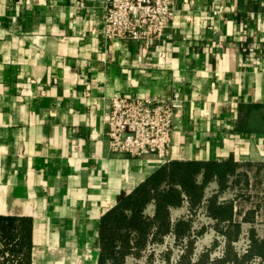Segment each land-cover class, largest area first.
I'll return each mask as SVG.
<instances>
[{"label":"crops","instance_id":"obj_1","mask_svg":"<svg viewBox=\"0 0 264 264\" xmlns=\"http://www.w3.org/2000/svg\"><path fill=\"white\" fill-rule=\"evenodd\" d=\"M103 6L0 0V218L25 237L28 264H99L102 217L165 164L109 149L104 117L115 94L179 91L185 110L170 160L234 163L197 199L162 182L182 200L167 204L161 224L151 197L141 210L145 226L114 231L120 264L138 256L152 228L157 238L185 234V215L204 195L206 209L211 200L229 203L228 238L243 227L256 234L257 224L264 228V0H176L170 25L147 46L105 40ZM202 181L199 172L194 182ZM122 211L131 215L128 205ZM226 259L242 264L230 249ZM206 261L203 254L198 264Z\"/></svg>","mask_w":264,"mask_h":264},{"label":"built area","instance_id":"obj_2","mask_svg":"<svg viewBox=\"0 0 264 264\" xmlns=\"http://www.w3.org/2000/svg\"><path fill=\"white\" fill-rule=\"evenodd\" d=\"M176 0H104L101 12L103 38H126L145 46L160 38L174 16ZM185 104L181 93L171 95L127 97L113 95L105 113L106 139L109 149L119 155L170 161L172 133L177 126ZM208 195H204L194 211H188V231L177 235L173 229L158 238L152 228L145 246L138 256L127 255L123 264H180L189 252V264H198L200 256L208 252L206 264H213L225 255L230 245L238 258L249 253L251 235L248 227L240 229L236 239L229 240L225 234L228 220L213 218L206 209ZM225 196L218 197L220 202ZM207 233L212 236L207 243ZM259 235V234H258ZM18 240V237L16 238ZM15 242V240H14ZM17 242V241H16ZM130 256L129 258H127ZM263 264L254 255L245 264ZM0 264H24V254L13 248V242L0 236ZM224 264H234L226 261Z\"/></svg>","mask_w":264,"mask_h":264},{"label":"trees","instance_id":"obj_3","mask_svg":"<svg viewBox=\"0 0 264 264\" xmlns=\"http://www.w3.org/2000/svg\"><path fill=\"white\" fill-rule=\"evenodd\" d=\"M234 170V163L230 161H180V160H170L165 162L158 170L151 174L141 185H139L132 194L120 196V201L116 208L107 212L101 220L100 231H101V242H102V254L99 258V264H104L105 259L108 258L114 264L119 263V257L122 256V242L120 247H117V244L113 241L115 240V232L119 231L121 228L126 227H143L145 222L141 216V210L143 205L151 197H154L156 200V215L161 219V224H164L165 217V207L167 204H175L182 200V197L179 194L178 189L172 187L171 185L168 188L160 187L162 182L166 184L178 183L181 187L190 194L193 199L202 197L203 195V186L204 184L212 177H216L220 181H224L227 173H230ZM199 172L203 174V181L199 185L194 182L195 175ZM209 201V200H208ZM129 207L131 215H125L122 209L124 206ZM208 205V213L217 220L221 221L224 217H228L231 212V207L229 203L223 205H216L213 200H211ZM159 220V219H157ZM9 221V220H8ZM5 220L0 218V231L6 232L9 234L12 231L11 224L3 223ZM153 225L155 222H152ZM156 224V223H155ZM159 224V225H161ZM189 225V223H188ZM112 226L114 228L112 229ZM227 230V229H226ZM225 230V232H226ZM19 233V231H16ZM228 232V231H227ZM226 232V234H227ZM128 235V233H127ZM251 235V247L249 253L242 258H238L233 250L230 249L235 257L238 260H246L250 255L257 254L261 257L264 264V238H259L256 234L250 232ZM9 236V235H8ZM20 236H22L20 234ZM148 236V234H147ZM155 236V235H154ZM24 236H22L21 246L24 245ZM117 240H121L120 237H116ZM157 238V237H155ZM159 239V238H158ZM147 242V240H146ZM21 249V248H20ZM228 251V250H227ZM24 254V264H28L26 253L22 250ZM129 254V253H128ZM138 254V253H137ZM227 255V253H226ZM126 256V255H125ZM125 258V257H124ZM124 258L122 264L124 262ZM234 263L235 260L231 259ZM106 264H109L108 262Z\"/></svg>","mask_w":264,"mask_h":264},{"label":"rangeland","instance_id":"obj_4","mask_svg":"<svg viewBox=\"0 0 264 264\" xmlns=\"http://www.w3.org/2000/svg\"><path fill=\"white\" fill-rule=\"evenodd\" d=\"M239 191H242V190H240V189H236V190H234L233 192H229V193H231L230 195L233 196V195H235L236 192H239ZM226 194H227V193H226ZM226 194L223 193L222 195L225 196V197H228V194H227V195H226ZM256 226H257L258 228H260V231H257V232H256V236L259 237V238H264V228H263V226H258V224H257ZM239 232H240V231H239ZM239 232H238L237 236L239 235ZM225 234H226V232H225ZM258 234H259V235H258ZM8 235H9V236H8ZM206 235H207V238L205 237V238L203 239V241L209 243V242H210V238H211L212 236H210L209 233H207ZM0 236L4 237L5 239L9 240L10 242H13V248H16V247H17V249H18L19 251H22V250H23V249L21 248L22 238H21V236H20V233H17L16 231H10L9 234H6V232H4V231H0ZM226 236H227V234H226ZM237 236H236L235 238H233V239H236ZM17 237H18V240H16ZM227 238H228V236H227ZM228 239H229V240H233V239H230V238H228ZM14 240H15V242H14ZM16 241H17V242H16ZM230 245H231V244H230ZM230 245H228V246L226 247L225 255H224L222 258H218V259H216V260H223L222 264H224L226 261H232L231 259H226V253H227L228 248H231V249H232V247H231ZM23 246H24V245H23ZM20 248H21V249H20ZM203 254H206V255H207V260H208V258H209V256H208V252H204V253H202V255H203ZM202 255L200 256V259H201ZM254 255H257V254H252V255H250L246 260L243 261L242 264H245V262H246L247 260H249L251 257H253ZM257 256H259V255H257ZM259 257H260V256H259ZM200 259H199V260H200ZM216 260H215V261H216ZM215 261H214V263H215ZM198 262H199V261H198ZM206 262H207V261H206ZM214 263H213V264H214ZM258 263L260 264V261H259ZM234 264H236V263H234Z\"/></svg>","mask_w":264,"mask_h":264}]
</instances>
